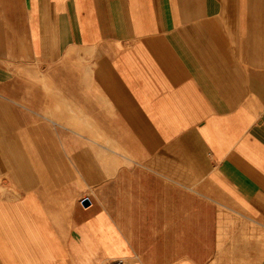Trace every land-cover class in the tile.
Returning <instances> with one entry per match:
<instances>
[{
	"label": "crops",
	"instance_id": "obj_1",
	"mask_svg": "<svg viewBox=\"0 0 264 264\" xmlns=\"http://www.w3.org/2000/svg\"><path fill=\"white\" fill-rule=\"evenodd\" d=\"M112 258L264 264V0H0V264Z\"/></svg>",
	"mask_w": 264,
	"mask_h": 264
},
{
	"label": "built area",
	"instance_id": "obj_2",
	"mask_svg": "<svg viewBox=\"0 0 264 264\" xmlns=\"http://www.w3.org/2000/svg\"><path fill=\"white\" fill-rule=\"evenodd\" d=\"M106 264H125V263L122 258H112V259L106 260Z\"/></svg>",
	"mask_w": 264,
	"mask_h": 264
},
{
	"label": "water",
	"instance_id": "obj_3",
	"mask_svg": "<svg viewBox=\"0 0 264 264\" xmlns=\"http://www.w3.org/2000/svg\"><path fill=\"white\" fill-rule=\"evenodd\" d=\"M82 203L87 204L88 203V199H83Z\"/></svg>",
	"mask_w": 264,
	"mask_h": 264
}]
</instances>
